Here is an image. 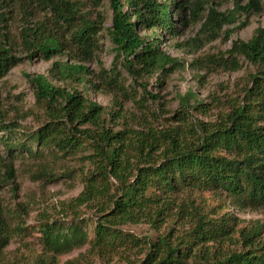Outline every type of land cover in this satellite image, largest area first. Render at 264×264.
Masks as SVG:
<instances>
[{"label":"trees","instance_id":"trees-1","mask_svg":"<svg viewBox=\"0 0 264 264\" xmlns=\"http://www.w3.org/2000/svg\"><path fill=\"white\" fill-rule=\"evenodd\" d=\"M30 1L49 12V17L21 28V45L28 57L38 55L49 60L64 55L66 59L52 62L50 72L55 80L86 81L94 88H111L121 96H129L118 79L116 66L102 69L96 82L86 79L89 69L83 62L92 60L98 48L97 36L104 22L100 12L94 18L82 14L78 0ZM0 3L4 4V0ZM125 3L128 9H124ZM109 5L112 10L109 34L116 55L122 57L124 68L136 79L156 71L168 76L179 64L161 48L157 37H143L140 26L176 34L177 23L188 26L201 20L195 37L186 41L189 46L199 47L203 41L219 36L225 24L234 23L237 14L260 12L263 0L244 3L236 0L226 13L209 0H109ZM5 20L4 12H0V79L19 60L5 30ZM240 57L253 64L255 71L246 73V84L239 98L229 100L228 110L215 121L199 120L187 127L185 133L179 126L113 130L102 116V105L82 91L55 84L41 73H27L36 102L45 109V120L33 133V139L39 147L54 149L57 158L89 149L85 157L90 167L84 173L82 190L71 199L70 206L94 202L98 214L92 237L78 222L63 225L42 215L38 226L40 251L31 248L24 264H57L58 255L86 243L88 254L100 255L117 249L128 238L117 226L143 219L155 222L167 204V194L180 188L220 189L240 210L264 208L263 26H257L247 40H233L226 56L211 55L206 62L236 70ZM200 62L203 60L194 61ZM180 102L187 109L203 105L191 90L180 96ZM115 103L121 105L117 100ZM6 129L8 124L0 118V131ZM8 156L0 153V183L10 182L14 177L13 157ZM52 170L50 163L39 162L30 175L35 179L47 175L51 179ZM19 208L23 207L18 205L6 213L0 205V264L12 232L22 230L20 223L11 227V219L20 218ZM191 210L195 218L193 226L174 241L167 235L146 241L141 264H187L191 257L190 264H264V223L256 220L239 227L240 219L230 211L213 216L194 203ZM224 242L233 246L224 249ZM195 247L198 248L194 251ZM63 264H80L79 258Z\"/></svg>","mask_w":264,"mask_h":264},{"label":"rangeland","instance_id":"rangeland-1","mask_svg":"<svg viewBox=\"0 0 264 264\" xmlns=\"http://www.w3.org/2000/svg\"><path fill=\"white\" fill-rule=\"evenodd\" d=\"M78 1L81 3L82 14L94 18L96 12H100L104 18L102 29L97 36L98 48L95 55L92 60L83 62L89 69L86 79L90 78L96 82L97 75L102 69L110 70L116 66L119 72L118 79L129 96H121L117 90L111 88H107L111 89L109 91L94 88L86 81L71 83L55 80L50 72L52 62L64 60L66 57L55 55L49 60H44L38 55L28 57V52L21 45L20 37L21 28L25 24L47 18L49 12L38 8L30 0H4V4L0 3V12H4L6 18L5 30L13 44L15 55L19 57L17 64L0 79V118L8 124V129L0 131V153L5 157H9L10 154L14 165V177L11 181L0 183V205L6 213H11L18 205L23 207L19 208L20 218L11 219V227L20 223L22 230L12 232L11 239L2 252L1 264H24L32 249L40 251L38 226L42 215L63 225L78 222L87 230L88 237H92L94 219L98 214L96 207H93L94 202L76 208L70 206L71 199L83 188V176L90 167L89 160L85 157L89 149L57 158L54 149L39 147L33 139V133L45 120V109L42 104H37L34 89L26 78L27 73H41L55 84L75 87L82 91L102 105L104 108L102 116L106 120V125L113 130L124 127L141 129L148 126L170 129L179 126L184 131L182 133H185L187 127L197 124L199 120L215 121L219 115L227 111L231 104L229 100L239 98V93L246 84V73L255 71V66L243 57L239 58L240 65L236 70H225L210 64L206 62V57L221 54L226 56V50L230 48L233 40H247L257 26L264 27V0L260 12L248 16L243 13L237 14L238 19L234 23L225 24L219 36L203 41L199 47L189 46L186 41L195 37L201 20L188 26L177 23L176 34L156 27L140 26L139 31L143 37L146 39L157 37L161 48L175 57L179 64L168 76L164 77L156 71L136 79L124 68L122 57L116 55L109 34L112 19L109 0H100V3L97 0ZM235 1L209 0L218 10L225 13L234 7ZM124 9H128L127 3L124 4ZM207 9L206 7L203 17ZM173 17L176 21L177 12H174ZM197 59L203 62L194 63ZM188 90L195 93L202 106L187 109L185 104H181L180 96ZM148 93L156 97L152 98ZM116 100L121 105H117ZM28 149L32 152L29 153ZM39 162L50 163L54 178L50 179L47 175L36 179L31 177L30 174L35 171ZM191 203L213 216L230 211L240 219L239 227L256 220L264 223V208L240 210L220 189L180 188L167 194V204L155 222L143 219L138 223L117 226L124 237H128L117 249L107 250L100 255L88 254L89 245L86 243L58 255L57 264H63L75 257L79 258L80 264H141L146 253V241L162 235H167L174 241L193 226L195 218ZM76 216L77 218H74ZM232 246L229 242L222 243L224 249ZM192 261L191 257L187 264Z\"/></svg>","mask_w":264,"mask_h":264}]
</instances>
